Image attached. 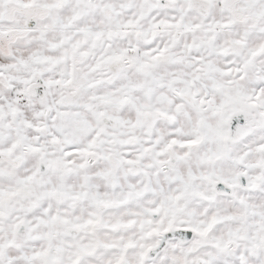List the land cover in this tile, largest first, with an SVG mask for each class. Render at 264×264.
I'll list each match as a JSON object with an SVG mask.
<instances>
[{"label":"snow or ice","instance_id":"snow-or-ice-1","mask_svg":"<svg viewBox=\"0 0 264 264\" xmlns=\"http://www.w3.org/2000/svg\"><path fill=\"white\" fill-rule=\"evenodd\" d=\"M0 264H264V0H0Z\"/></svg>","mask_w":264,"mask_h":264}]
</instances>
